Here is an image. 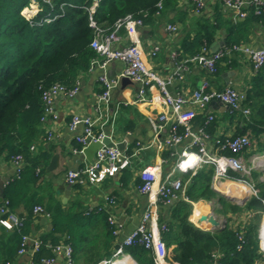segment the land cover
Instances as JSON below:
<instances>
[{
  "label": "crops",
  "instance_id": "1",
  "mask_svg": "<svg viewBox=\"0 0 264 264\" xmlns=\"http://www.w3.org/2000/svg\"><path fill=\"white\" fill-rule=\"evenodd\" d=\"M261 1L264 3V0ZM251 12L252 9L248 7L245 19L235 20L230 10L223 7V0H202V5L197 11L195 2L192 0H167L162 4L158 15L146 17L137 29V39L143 61L163 80L173 75L169 85L173 95L188 96L194 89L200 87L204 80H209L210 89L219 90L230 86L246 96L257 73L247 56L233 53L230 57L223 58L218 62V71L213 77H209L207 71L198 65L184 63V61L192 56L190 45L195 43L194 40L198 33H203L205 26L213 27L212 37L205 46L210 53L227 47L226 44L232 32H234L232 34L234 38L238 36V30L234 29L236 24L240 25L239 32L244 35L237 41L238 44L264 48V13L260 16L255 15V17ZM169 24L177 27L176 32L171 33L166 30ZM118 35L119 41L115 44L116 47L129 44L124 30L119 31ZM155 47L158 49L152 54ZM124 66L121 61H110L104 71L97 66L89 67L87 71L79 75L78 91L73 97L54 98L52 109L53 116L56 118L47 116L45 121L39 124L37 137L32 144L33 150L29 151L30 158H33L36 163L35 174L32 175L29 169L28 174L23 178L17 177L15 167L10 160L0 157V182H6L3 198L4 200L9 198L11 204L10 207L8 206L9 213L22 223L24 235L41 241V246L49 253V256L43 258H52L51 264H64V257L52 251V247L59 244L73 247L74 264H98L102 260L116 258L122 261L120 255H114L116 247L138 225L149 202L147 195L139 191L140 170L146 166L158 165L160 175L164 176L172 169L176 156H179L190 143V138H186L176 146L165 145V139L171 133V126L168 122L159 129L158 118L164 113L170 114V108L155 84L147 88L145 101L138 102L136 101L139 90L137 83L128 78V82L122 83L121 78L112 89L108 104L97 101V96L102 91L99 77L105 74L110 80L117 79ZM178 66H180V72L176 76L174 72ZM187 107L193 108L196 112L193 121L194 129L203 124L206 115L214 116V121L206 127L207 132L210 131L206 142L207 148L212 153L220 152L217 141L243 132L242 135H246L251 141L250 146L242 154L244 162L251 165L252 157L264 155V152L250 153L254 149L256 138L248 125L249 113L246 116L231 113L224 104L218 102H210L203 109L192 105ZM74 115L90 117L94 121L93 131L96 135L107 136L113 144L123 143L124 155L120 153L116 161L117 170L113 174L104 175L98 180V173H93L91 177L84 175L80 182L69 186L65 179L66 172L89 165L95 156L94 152L87 160L82 152H79L78 147L81 146L75 141V137L82 133L83 125L80 124L70 129L69 124ZM254 130L263 142L262 130L260 131L258 127ZM181 131L182 128H179L178 132L181 133ZM54 155L58 156L57 167L48 172L46 168ZM262 159L264 160V157ZM260 162L264 165V161ZM256 166L251 171L258 172L257 182H259L263 180L264 175L261 172L264 170ZM202 168L208 170L211 167ZM200 169L194 173L192 171L177 173L174 177L182 180L185 190ZM233 176L231 175L232 179L214 181L212 173L211 189L223 197L225 193L220 187L227 183H237L235 181L237 178ZM235 176L239 178L238 174ZM33 177L39 178L35 184L31 179ZM247 180L256 193L254 186L256 180L252 179L251 173ZM244 186L248 189V195L242 197L246 198V203L248 199L256 195L251 193L247 185ZM107 197L112 201L108 202ZM223 198L229 203L234 201L238 205L236 199ZM39 199L43 201L41 205L30 204ZM180 200L182 198L178 197L169 203L161 202L157 205L156 211L160 222L166 224L172 221V211ZM190 204L189 221L196 227L208 231L214 230L198 221V218L203 215L211 216L217 222L216 215L218 214L224 218L223 226L227 223L226 218L219 212L220 206L216 200L199 199ZM57 205L61 206L65 213L70 211L85 218L82 225H78L72 232V238L64 233L53 232L51 217L47 212L33 213V208L36 206L46 209V207L53 208ZM109 216L114 217L120 224L117 237L111 235L106 221ZM249 216L245 211L239 215L228 214V224L240 227ZM3 228L0 225V264H31L37 260L36 255L39 251L33 253L30 245L24 253L18 254L13 242L3 234L5 233ZM44 236H49V238L43 243L41 239ZM52 238L57 240V243H51ZM174 247H171V250ZM149 253L148 256L152 254L150 251ZM123 257L134 261L126 253H123ZM142 260H149V257L144 255Z\"/></svg>",
  "mask_w": 264,
  "mask_h": 264
},
{
  "label": "trees",
  "instance_id": "2",
  "mask_svg": "<svg viewBox=\"0 0 264 264\" xmlns=\"http://www.w3.org/2000/svg\"><path fill=\"white\" fill-rule=\"evenodd\" d=\"M38 1L40 11L28 21L21 15V10L28 0H0V157L10 159L21 156L26 164L20 173L21 178L28 174L29 169L32 175L35 174L36 163L30 158L29 151L37 137V128L43 115L42 91L53 84L72 89L77 84L79 75L87 71L90 62L98 57L90 47L93 32L88 26L89 16L86 10L93 0H52L50 5ZM165 1L167 0H97L92 18L103 28H110L116 20L129 14L143 21L155 14L158 2L163 4ZM62 3L65 5L61 6ZM54 15L59 17L50 23L43 22L47 16ZM239 27L240 25H235L238 36L234 38L232 32L227 47L238 44L237 41L244 36L239 32ZM212 28L205 26L203 33H198L195 43L190 45L192 56L207 46L212 37ZM244 105L249 109L248 125L256 138L254 149L250 153L264 152V141H260L257 131L254 130L258 127L264 134V65L253 78ZM242 134L243 132L239 135ZM212 173V168L200 169L185 189L186 201L180 200L175 205L172 221L166 223L167 231L162 234L166 262L264 264V254L260 250L258 240L260 219L264 214V177L262 181L257 182L258 172L251 171L252 179L256 180V196H252L240 207L227 202L211 189ZM235 175L233 177L238 178ZM31 179L33 184L39 180L38 177ZM5 197L8 198L6 195ZM199 199L216 200L220 206L219 212L226 218L227 223L212 231L196 227L189 221L190 202ZM42 202L39 199L30 204L41 205ZM44 211L51 217L53 232L64 233L71 238L74 229L85 220L80 214L70 211L65 213L58 205L53 208L46 207ZM244 211L250 216L242 226L228 224V214L239 215ZM3 229V234L18 250L21 236L25 234L24 229ZM48 238L49 236H44L41 240L44 243ZM55 242L57 243V240L52 238L51 243ZM69 243L72 246L70 238ZM173 246L175 247L171 250ZM123 253L130 255L137 264H153L152 254L148 256L149 251L141 247H125ZM144 255L149 257V260H142ZM45 256H49L48 250L41 246L36 259Z\"/></svg>",
  "mask_w": 264,
  "mask_h": 264
},
{
  "label": "built area",
  "instance_id": "3",
  "mask_svg": "<svg viewBox=\"0 0 264 264\" xmlns=\"http://www.w3.org/2000/svg\"><path fill=\"white\" fill-rule=\"evenodd\" d=\"M28 8L24 7L21 10V15L30 21L39 11V1L29 0ZM52 0H40V2L50 5ZM195 2L196 11L201 7L202 0H192ZM65 5V3H62ZM33 6V8H32ZM97 6V0H93L90 7L86 8L89 16L88 26L92 29L93 38L90 47L96 52L97 56L90 62V67L97 66L101 71H104L107 63L110 61H121L124 63V69L117 79H108L105 74L99 77L101 85V93L97 96V101L102 104H108L112 89L117 85L121 78H128L137 83L139 90L137 92L138 102L145 101L146 90L152 84H155L159 92L163 95L166 104L170 108V114L164 113L158 118V128H162L166 123H170L171 133L165 139L166 146H176L186 138H190L189 145L176 156L172 169L164 176L160 175L158 165L146 166L139 172L140 186L139 191L147 195L148 205L143 212L138 225L122 239L118 244L115 256L120 255L123 258V248L138 246L152 253L153 264H168L165 260V246L162 240V234L167 231V225L159 221L157 215V205L161 202L169 203L172 200L180 197L186 201L184 183L178 177H174L177 173H187L202 167H211L213 169L214 181L232 179L231 173L239 175L235 181L240 184L247 185L251 193L256 195L253 187L248 183L247 178L250 177L251 170L258 165L261 170H264L263 156L256 155L251 158L250 163H245L242 159V154L251 144L250 139L246 135H235L225 138L222 141H217V147L220 152L212 153L207 148V140L209 135L206 127L214 121L212 114L206 115L201 126H196L194 129L193 121L196 117V112L193 108H188V105L203 109L210 102H218L224 104L231 113H240L248 115L249 109L245 107L244 102L246 96L243 92L238 91L230 86L222 89H210L209 80H204L200 87L194 89L187 95H169L165 89L166 85H170L172 76L167 80L161 79L155 72L150 70L144 63L140 45L137 39V29L142 25L143 21L139 17L126 15L114 22L110 28L100 27L92 18V14ZM154 15H158L162 9V3L156 4ZM223 7L230 10L235 20L245 19L247 16L248 7L256 16L264 13V3L261 0H223ZM49 15V14H48ZM57 15L52 17L47 16L43 22L50 23L54 21ZM124 30L129 39V44L124 47H116L115 44L119 41L118 32ZM168 32H176L175 25H167ZM155 47L152 51L154 54L157 51ZM233 53L245 55L250 60L252 67L258 71L264 65V48H254L248 45L235 44L229 47H224L216 52L210 53L207 48L203 47L201 51L187 58L184 63H193L205 69L209 77L217 74V64L223 58L230 57ZM180 66L176 68L174 75L178 76ZM78 91V84L72 89H67L60 84H53L41 93V101L43 104V115L40 118L44 122L47 116H53L52 103L54 98L58 96L73 97ZM83 125V131L79 136L75 137V141L81 146L79 152L90 143L101 141L103 134L96 135L93 131L94 121L88 116L74 115L71 118L69 127L74 129L77 125ZM179 128H182V133H179ZM33 150V145L30 146ZM224 153H222V152ZM229 152V154H226ZM120 157V152L115 147L101 146L95 151L94 160L89 165L77 170H69L65 174L66 183L69 186L80 182L84 175L91 177L93 173H98L97 180L104 175L113 174L117 170L116 161ZM10 162L15 167L16 176L19 177L24 167V160L21 156L10 157ZM261 163V164H260ZM104 165H106L104 167ZM94 180V178H92ZM108 202L112 200L106 198ZM44 209L41 206L33 208V213H42ZM111 235L117 237L120 231V224L109 216L106 219ZM0 225L6 229L21 227L22 223L9 213L8 201L3 200L0 204ZM260 250L264 254V247L260 238ZM30 245L31 251L37 253L41 247V241L32 239L28 235H22L18 254L26 251ZM52 251L57 255L64 257V264H74L72 258V248L67 244H59L52 247ZM115 258V257H114ZM118 259H105L98 264H113ZM121 261V260H119ZM52 258H41L33 261L31 264H51ZM9 264V263H6Z\"/></svg>",
  "mask_w": 264,
  "mask_h": 264
},
{
  "label": "water",
  "instance_id": "4",
  "mask_svg": "<svg viewBox=\"0 0 264 264\" xmlns=\"http://www.w3.org/2000/svg\"><path fill=\"white\" fill-rule=\"evenodd\" d=\"M122 83H126L128 82L127 78H122L121 79ZM165 89L167 91V93L169 95H172V92L170 90L169 85L165 86ZM101 146H106V147H115L120 153L121 155H124V144L123 143H117V144H113L110 140V138H108L107 136H104L101 141H96V142H90L83 150H82V154L84 155V157L89 160L91 158V156L94 154V152L99 149ZM58 160V156L54 155L51 157V160L46 168V171H52L57 167V162ZM6 182L1 181L0 182V204L3 202L4 198H3V192H4V184ZM223 197H225L228 200H232V198H230L227 195H223ZM245 200L246 198H241L239 201H237V204L240 206H243L245 204ZM198 221L201 223H205L206 225H208V227H211L212 229H216L218 226V223L211 217V216H200L198 218ZM118 248V245L116 247V249ZM132 261V260H131ZM134 264H136V262L132 261Z\"/></svg>",
  "mask_w": 264,
  "mask_h": 264
},
{
  "label": "bare ground",
  "instance_id": "5",
  "mask_svg": "<svg viewBox=\"0 0 264 264\" xmlns=\"http://www.w3.org/2000/svg\"><path fill=\"white\" fill-rule=\"evenodd\" d=\"M221 190L225 195L230 198L236 199L239 201L242 197L248 195V189L239 183H227L221 185ZM259 235L262 240V246L264 247V222L260 225ZM113 264H134L130 259L125 258L122 261L114 262Z\"/></svg>",
  "mask_w": 264,
  "mask_h": 264
},
{
  "label": "rangeland",
  "instance_id": "6",
  "mask_svg": "<svg viewBox=\"0 0 264 264\" xmlns=\"http://www.w3.org/2000/svg\"><path fill=\"white\" fill-rule=\"evenodd\" d=\"M29 3H30V1L28 0V2L24 5V7H26V8H28V5H29ZM32 8H33V6H32ZM259 172H261V171H259ZM261 174H263L264 175V171L263 172H261ZM237 182V181H236ZM238 183V182H237ZM245 185V184H244ZM233 204H235L236 202H234V201H231ZM216 215V214H215ZM217 216V223H218V226H217V228L216 229H219V228H221V227H223V224H224V218H222V217H220V216H218V214L216 215ZM263 216H264V214L262 215V217H261V219H260V225H261V223H263L262 222V220H263ZM259 225V226H260ZM259 229H260V227H259ZM259 229H258V240H259V247H260V239H259Z\"/></svg>",
  "mask_w": 264,
  "mask_h": 264
}]
</instances>
